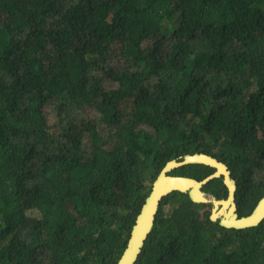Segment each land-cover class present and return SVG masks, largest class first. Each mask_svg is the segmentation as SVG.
Wrapping results in <instances>:
<instances>
[{"label": "trees", "instance_id": "obj_1", "mask_svg": "<svg viewBox=\"0 0 264 264\" xmlns=\"http://www.w3.org/2000/svg\"><path fill=\"white\" fill-rule=\"evenodd\" d=\"M264 197V0H0V264H117L165 165ZM193 164L172 174L203 180ZM226 198L222 178L206 185ZM174 192L135 264H264Z\"/></svg>", "mask_w": 264, "mask_h": 264}, {"label": "water", "instance_id": "obj_2", "mask_svg": "<svg viewBox=\"0 0 264 264\" xmlns=\"http://www.w3.org/2000/svg\"><path fill=\"white\" fill-rule=\"evenodd\" d=\"M193 164L211 167L215 172L203 180L172 174L179 168ZM217 178L223 179L228 190L226 198L218 199L205 190L206 185ZM237 190V181L228 165L214 156L197 152L168 162L154 181L151 193L136 219L127 247L117 264L137 262L156 224L162 201L174 192L188 194L196 204L212 205L211 220L226 229L244 230L259 226L264 221V197L250 215L241 216L236 203Z\"/></svg>", "mask_w": 264, "mask_h": 264}]
</instances>
